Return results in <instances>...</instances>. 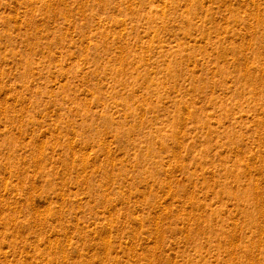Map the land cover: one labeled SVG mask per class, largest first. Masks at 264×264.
I'll return each instance as SVG.
<instances>
[{"label": "rangeland", "instance_id": "rangeland-1", "mask_svg": "<svg viewBox=\"0 0 264 264\" xmlns=\"http://www.w3.org/2000/svg\"><path fill=\"white\" fill-rule=\"evenodd\" d=\"M0 264H264V0H0Z\"/></svg>", "mask_w": 264, "mask_h": 264}]
</instances>
